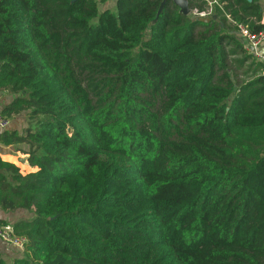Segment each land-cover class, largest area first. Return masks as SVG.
<instances>
[{
	"label": "trees",
	"instance_id": "obj_1",
	"mask_svg": "<svg viewBox=\"0 0 264 264\" xmlns=\"http://www.w3.org/2000/svg\"><path fill=\"white\" fill-rule=\"evenodd\" d=\"M100 1L0 0V264H264L260 0Z\"/></svg>",
	"mask_w": 264,
	"mask_h": 264
},
{
	"label": "crops",
	"instance_id": "obj_2",
	"mask_svg": "<svg viewBox=\"0 0 264 264\" xmlns=\"http://www.w3.org/2000/svg\"><path fill=\"white\" fill-rule=\"evenodd\" d=\"M260 3L264 9V0H260ZM262 23L264 24V17L262 20ZM247 47V46H246ZM262 53L264 54V46L262 47ZM14 99V96L5 92H0V114H1V110L10 102H12V100ZM10 123L9 126L6 129H1L0 128V133H2L3 131L9 130V131H22L25 127L28 126L29 124V119L28 116L24 113V114H19L17 116H15L12 119H9ZM20 149H26L25 145H18V146H14V145H9L6 146L4 144H2L0 142V158L3 161H8L11 163H15V159L17 157V159H19V161H22V165L27 164L26 168L30 169L31 171H35L37 170V168H31L28 164V160H27V154H23ZM19 154V155H18ZM11 158H15L14 160ZM30 171V172H31ZM29 173V172H28ZM21 214H23L21 211H17L15 213H6L3 210L0 209V219L5 220L8 224L9 223H13L14 221L17 220V218L19 216H21ZM11 225V224H10ZM0 252L2 254V256L4 257V259L7 262H11L15 257L19 256L21 254V252L17 249H13L11 247H9L6 243H4L3 241L0 240Z\"/></svg>",
	"mask_w": 264,
	"mask_h": 264
},
{
	"label": "built area",
	"instance_id": "obj_3",
	"mask_svg": "<svg viewBox=\"0 0 264 264\" xmlns=\"http://www.w3.org/2000/svg\"><path fill=\"white\" fill-rule=\"evenodd\" d=\"M215 2V0L209 1V8L207 10L201 12L195 10L194 13L201 17L210 15L212 12V5ZM237 30L240 37H242L246 43L247 49L257 60L264 63V54L261 50L264 46V28L259 31H253L244 24H238ZM9 123V118L0 114V128L6 129L9 126ZM0 239L13 249H17L19 251L25 250L27 239L25 237L14 235L11 228L8 226L0 225Z\"/></svg>",
	"mask_w": 264,
	"mask_h": 264
},
{
	"label": "rangeland",
	"instance_id": "obj_4",
	"mask_svg": "<svg viewBox=\"0 0 264 264\" xmlns=\"http://www.w3.org/2000/svg\"><path fill=\"white\" fill-rule=\"evenodd\" d=\"M106 8H111L112 10H115V0L100 1V3H99V9H100V11L101 10H104ZM15 161L16 162L14 164L17 165L20 168V171L22 173H28V172L31 171L30 169H27L26 168L27 167L26 166L27 164L22 165V161H19V159H17V157H16Z\"/></svg>",
	"mask_w": 264,
	"mask_h": 264
},
{
	"label": "water",
	"instance_id": "obj_5",
	"mask_svg": "<svg viewBox=\"0 0 264 264\" xmlns=\"http://www.w3.org/2000/svg\"><path fill=\"white\" fill-rule=\"evenodd\" d=\"M166 1L167 0H162L161 6H160V9L158 12H161ZM172 1L180 8V11L182 13H184L186 15L191 13V10H190L189 5H188V0H172Z\"/></svg>",
	"mask_w": 264,
	"mask_h": 264
}]
</instances>
